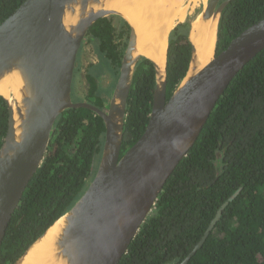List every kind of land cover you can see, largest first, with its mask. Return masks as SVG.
Listing matches in <instances>:
<instances>
[{
    "label": "water",
    "instance_id": "95a60500",
    "mask_svg": "<svg viewBox=\"0 0 264 264\" xmlns=\"http://www.w3.org/2000/svg\"><path fill=\"white\" fill-rule=\"evenodd\" d=\"M110 1L24 0L0 23V84L12 75L20 77L12 99L0 93L9 110L0 148V249L13 213L43 162L58 116L68 108L85 107L99 114L106 126L98 169L85 192L12 264H118L231 80L264 48L263 18L234 37L221 53L215 45L208 61L210 37L215 30L217 44L219 21L231 1L208 0L191 21L190 64L168 100L169 35L165 64L150 58L156 86L149 122L121 156L127 101L143 55L131 23L106 107L72 97L77 56L88 30L102 17L122 15L108 7ZM194 21L207 30L200 47L192 37ZM220 212L181 264H187L204 244Z\"/></svg>",
    "mask_w": 264,
    "mask_h": 264
},
{
    "label": "trees",
    "instance_id": "16d2710c",
    "mask_svg": "<svg viewBox=\"0 0 264 264\" xmlns=\"http://www.w3.org/2000/svg\"><path fill=\"white\" fill-rule=\"evenodd\" d=\"M223 0H221L222 2ZM24 0H0V23ZM264 18V0H231L218 26L217 54L251 24ZM191 21L169 34L167 100L188 70ZM132 30L120 14L98 19L85 40L98 54L85 74L87 97L105 108L103 72L114 89ZM147 56V55H146ZM141 55L127 101L121 156L149 122L155 63ZM9 110L0 94V148ZM103 118L89 108H68L57 118L43 162L13 213L0 249V264L14 263L82 196L94 178L105 141ZM220 216L187 264H264V48L231 80L200 135L178 163L152 212L118 264H181Z\"/></svg>",
    "mask_w": 264,
    "mask_h": 264
},
{
    "label": "bare ground",
    "instance_id": "6f19581e",
    "mask_svg": "<svg viewBox=\"0 0 264 264\" xmlns=\"http://www.w3.org/2000/svg\"><path fill=\"white\" fill-rule=\"evenodd\" d=\"M208 0H112L108 7L119 11L133 25L138 34V49L156 63L164 65L170 30L181 21H185L198 3ZM194 17V16H192ZM194 19V18H193ZM192 19V20H193ZM207 34L205 26L194 21L192 37L200 47ZM208 49L209 61L214 55L216 45L215 30L211 35ZM20 82L18 75H12L0 84V93L12 99L16 91L14 84Z\"/></svg>",
    "mask_w": 264,
    "mask_h": 264
},
{
    "label": "rangeland",
    "instance_id": "374dc122",
    "mask_svg": "<svg viewBox=\"0 0 264 264\" xmlns=\"http://www.w3.org/2000/svg\"><path fill=\"white\" fill-rule=\"evenodd\" d=\"M205 4L203 2L198 3L196 6H194V8L192 9V12L188 15L187 18H189L190 21H192V19L195 17V15L202 9L204 8ZM194 16V17H192ZM94 46L91 42L85 43L83 45V48L81 50V72L79 74V84L77 85L78 89H79V94L80 95H84L86 93V91L88 90V83L87 80L84 76L85 73V69L88 67V65L90 66L93 62H95L97 60V57L94 54ZM88 69V68H87ZM107 75V73L103 72V74L100 75L101 78V82L103 85H107L108 80L105 79V76ZM110 81H111V77H110ZM113 87H112V82L111 84L105 89L106 92V96L109 98L113 92ZM73 100L75 101H80V100H85L88 102H93L94 98L92 97H87V96H83V97H77L73 94Z\"/></svg>",
    "mask_w": 264,
    "mask_h": 264
},
{
    "label": "flooded vegetation",
    "instance_id": "af4514ba",
    "mask_svg": "<svg viewBox=\"0 0 264 264\" xmlns=\"http://www.w3.org/2000/svg\"><path fill=\"white\" fill-rule=\"evenodd\" d=\"M85 43H88V42H86V40H85V38H84V40H83V42H82V45H81V47H80V50H79V53H78V56H77V62H76V67H75V72H74V77H73V85H72V96H73V94L75 95V96H77V97H83V96H87V93H88V91H86V93L84 94V95H80L79 94V89H78V87H77V85L79 84V74H80V72H81V66H80V64H81V50H82V48H83V45L85 44ZM94 46V45H93ZM94 54H95V56L97 57V60L95 61V62H93L92 64H95V65H97V63L99 62V57H98V54H97V52H96V50H95V48H94ZM88 67H89V65H88ZM87 67V68H88ZM87 68L85 69V73H84V76H85V74L87 73ZM110 72H108L107 73V75L105 76V79L106 80H108V82H107V85L105 86V87H108L109 86V82H110V74H109ZM85 78H86V76H85ZM87 80V79H86ZM100 81H101V78H100ZM102 83V82H101ZM103 96H106V93H104V94H102ZM111 97V96H110ZM110 97H109V100H110ZM108 103V101H105L104 102V105H106Z\"/></svg>",
    "mask_w": 264,
    "mask_h": 264
}]
</instances>
